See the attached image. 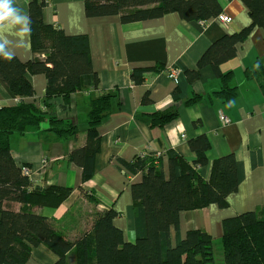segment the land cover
<instances>
[{
	"label": "crops",
	"instance_id": "1",
	"mask_svg": "<svg viewBox=\"0 0 264 264\" xmlns=\"http://www.w3.org/2000/svg\"><path fill=\"white\" fill-rule=\"evenodd\" d=\"M31 0H13L18 15L28 18ZM40 1V0H38ZM95 0H43L44 24L56 26L67 35H85L93 69L99 78L101 91L113 94L110 112L98 127L100 149L94 158V172L81 182V168L69 160V153L85 142L89 100L98 91L83 89L71 94V103L61 110L56 98L53 110L64 121L78 127L75 137L65 141L51 133L28 130L9 137L10 152L15 162L28 168L34 185L69 187L71 194L55 208H34L45 216L65 238L72 240L89 227L96 213L114 208L119 215L114 224L127 242H134V208L130 185L141 180L142 174H129L119 167L116 158L130 161L143 152H161L159 166L168 177L166 152L174 150L188 162L194 159L187 141L198 135L207 136L210 148L206 157L212 160L233 154L236 165L237 190L228 196V205L219 208L210 204L201 209L183 211L179 225L170 227L172 242L184 237L188 230L207 232L212 240H220L222 221L240 213L256 210L264 204V93L261 79L248 73L255 61L264 55V29L254 27L239 43L236 55L220 64L222 74H229L227 84L235 87V95L227 100L216 92L222 82L210 66L199 70V78L189 84L185 71L196 68V62L215 40L249 25L248 10L241 0H217L230 24L216 19L205 23L186 22L176 13L131 23H121L118 15L87 17L85 3ZM0 46L22 62L43 59L48 50H33L30 45L28 21L13 23L11 18L0 21ZM160 65L159 71L144 74L142 83L135 84L131 71ZM176 70L175 79L168 72ZM33 87L34 101L41 105L46 77L42 73L27 74ZM177 89V99L173 91ZM148 92L151 100L141 99ZM200 96L191 105L184 102ZM20 102L0 79V106ZM177 111V118L163 127H151L150 115ZM222 117L228 119L224 123ZM85 123V127L83 124ZM194 123L196 125H194ZM45 128V125L43 126ZM208 179L210 165L199 168ZM57 256L46 246L33 247L27 264H54ZM67 264H75L69 254Z\"/></svg>",
	"mask_w": 264,
	"mask_h": 264
},
{
	"label": "trees",
	"instance_id": "2",
	"mask_svg": "<svg viewBox=\"0 0 264 264\" xmlns=\"http://www.w3.org/2000/svg\"><path fill=\"white\" fill-rule=\"evenodd\" d=\"M248 10L249 25L237 32L227 33L212 42L196 62V68L185 71L189 84L199 78V70L210 66L222 82L216 92L227 100L235 95V87L227 84L229 74L220 73V64L236 55L237 45L243 42L254 27L264 29V0H241ZM43 0L28 3V29L33 50H48L43 59L22 62L0 46V79L10 92L20 99L11 106H0V264H27L33 247L44 245L56 256L54 264H67L69 254L75 264H215L213 240L202 230H188L184 237L172 242L170 227L179 225L183 211L215 204L228 205V196L238 188L233 154L210 163L206 152L210 143L201 134L188 139L194 154L188 162L174 150L166 152L168 177L159 166L160 158L143 153L130 161L116 158L126 173H141V180L130 185L134 208V242L124 240L122 230L114 224L119 213L114 209L98 212L91 224L72 240L65 238L54 225L34 208L58 207L72 192L69 187L34 185L23 166L13 159L9 137L28 130L51 133L60 141L75 137L76 124L60 119L53 110L54 100L60 98V109L66 110L71 94L91 89L98 94L89 100L86 116L85 142L69 153V160L81 168V182L88 181L94 172V158L100 149L98 127L110 112L113 94L101 91L97 72L92 67L88 39L85 35H67L56 26L42 20ZM176 13L186 22L205 23L215 19L222 9L217 0H95L85 3L87 17L118 15L121 23L157 19ZM160 65L135 68L131 79L143 81L147 72L159 71ZM42 73L46 85L41 105L24 101L33 97V87L27 74ZM248 73L257 75L264 93V55L255 61ZM177 99V89L173 91ZM200 96L188 98L191 105ZM141 102H151L148 92ZM177 111L156 112L150 115L151 127H163L174 121ZM45 125V128L43 126ZM194 125H196L194 123ZM210 165L208 179L199 168ZM220 246L223 264H264V204L222 221Z\"/></svg>",
	"mask_w": 264,
	"mask_h": 264
},
{
	"label": "clouds",
	"instance_id": "3",
	"mask_svg": "<svg viewBox=\"0 0 264 264\" xmlns=\"http://www.w3.org/2000/svg\"><path fill=\"white\" fill-rule=\"evenodd\" d=\"M13 0H0V21L11 18L13 23L28 21L24 15H18L19 9L12 7Z\"/></svg>",
	"mask_w": 264,
	"mask_h": 264
},
{
	"label": "built area",
	"instance_id": "4",
	"mask_svg": "<svg viewBox=\"0 0 264 264\" xmlns=\"http://www.w3.org/2000/svg\"><path fill=\"white\" fill-rule=\"evenodd\" d=\"M215 19L218 20L219 22L223 23V24H230L232 22L231 19H230V17H228L224 13H220L218 16H216ZM176 74H177V71L176 70H170L168 72L169 77L172 78V79H175ZM222 120H223L224 123H227L228 122V119L226 117H222ZM143 154L144 155H146V154L148 155L150 153L144 152ZM151 154L154 155L155 157H159V156H162L163 155L161 152L151 153ZM23 171H24L25 174H28L29 173L28 168H24Z\"/></svg>",
	"mask_w": 264,
	"mask_h": 264
},
{
	"label": "rangeland",
	"instance_id": "5",
	"mask_svg": "<svg viewBox=\"0 0 264 264\" xmlns=\"http://www.w3.org/2000/svg\"><path fill=\"white\" fill-rule=\"evenodd\" d=\"M86 120V117H85ZM85 123L83 124V126ZM85 127V126H84ZM213 252H214V261L215 264H223V255H222V249L220 246V241L213 239Z\"/></svg>",
	"mask_w": 264,
	"mask_h": 264
}]
</instances>
